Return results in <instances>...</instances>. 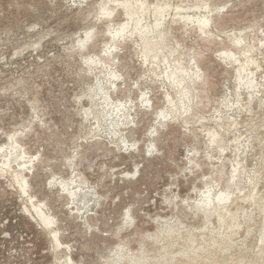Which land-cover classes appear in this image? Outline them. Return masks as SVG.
Returning <instances> with one entry per match:
<instances>
[{
  "label": "rangeland",
  "instance_id": "374dc122",
  "mask_svg": "<svg viewBox=\"0 0 264 264\" xmlns=\"http://www.w3.org/2000/svg\"><path fill=\"white\" fill-rule=\"evenodd\" d=\"M0 264H264V0H0Z\"/></svg>",
  "mask_w": 264,
  "mask_h": 264
},
{
  "label": "bare ground",
  "instance_id": "6f19581e",
  "mask_svg": "<svg viewBox=\"0 0 264 264\" xmlns=\"http://www.w3.org/2000/svg\"><path fill=\"white\" fill-rule=\"evenodd\" d=\"M108 10V9H107ZM109 12V11H108ZM111 12V11H110ZM106 13H107V11H106ZM82 44H83V42H82ZM91 61V60H90ZM94 65V64H93ZM115 74V73H114ZM115 75H113V77H114ZM111 77V76H110ZM117 77V76H116ZM117 79H118V77H117ZM107 105V104H106ZM119 108V107H118ZM24 168H27V165H25L24 166ZM60 184H61V186L63 187V189L65 190V191H67L68 193H70V194H72V195H74L73 193H71V190L66 186V183H64V181H62V182H60ZM70 186V185H69ZM73 189V188H72ZM81 193V192H80ZM83 193V192H82ZM71 197V196H70ZM37 206V205H36ZM33 208H35V211H36V213L38 214V216H39V218L43 221V223L45 224V225H47V226H49V225H51V223H52V219L50 218V217H48V216H46V214L42 211V210H40L38 207L36 208V207H33Z\"/></svg>",
  "mask_w": 264,
  "mask_h": 264
}]
</instances>
